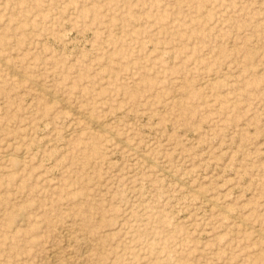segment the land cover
Listing matches in <instances>:
<instances>
[{
    "label": "rangeland",
    "instance_id": "1",
    "mask_svg": "<svg viewBox=\"0 0 264 264\" xmlns=\"http://www.w3.org/2000/svg\"><path fill=\"white\" fill-rule=\"evenodd\" d=\"M0 264H264V0H0Z\"/></svg>",
    "mask_w": 264,
    "mask_h": 264
},
{
    "label": "bare ground",
    "instance_id": "2",
    "mask_svg": "<svg viewBox=\"0 0 264 264\" xmlns=\"http://www.w3.org/2000/svg\"><path fill=\"white\" fill-rule=\"evenodd\" d=\"M243 222V221H242ZM244 224V223H243Z\"/></svg>",
    "mask_w": 264,
    "mask_h": 264
}]
</instances>
